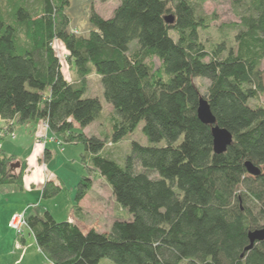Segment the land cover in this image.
<instances>
[{"label": "trees", "instance_id": "trees-1", "mask_svg": "<svg viewBox=\"0 0 264 264\" xmlns=\"http://www.w3.org/2000/svg\"><path fill=\"white\" fill-rule=\"evenodd\" d=\"M70 1L0 0V119L44 121L63 143H82L91 169L75 202L92 191L96 171L133 218L105 234L50 211L30 214L37 248L51 264H264V241L245 250L251 231L264 228V107L252 105L264 94V0H239L236 48L212 51L200 40L209 0H121L107 19L92 8L86 37L68 30ZM59 41L77 81L64 74ZM93 74L116 115L105 139L83 132L102 115V101L86 97ZM199 78L209 81L205 96ZM201 98L233 136L223 154L214 151L212 126L198 118ZM142 122L150 144L133 142L124 166L104 153ZM17 163L0 147V187L22 186ZM63 190L50 181L43 199Z\"/></svg>", "mask_w": 264, "mask_h": 264}, {"label": "rangeland", "instance_id": "rangeland-1", "mask_svg": "<svg viewBox=\"0 0 264 264\" xmlns=\"http://www.w3.org/2000/svg\"><path fill=\"white\" fill-rule=\"evenodd\" d=\"M91 1H93V6L89 7L90 12L92 8H94L95 11L102 13L103 17L106 19L113 16L115 12L114 10L118 8V5H120L121 2V0ZM238 1L239 0H209L203 5L202 15L207 18L205 21L207 27L200 31V40L203 42L208 51L216 49L221 44L226 45L227 49L236 48V35L239 32V28H237L235 25L240 23V17H238V13L243 9L242 6H237ZM73 2H71L70 6L66 8V11L70 13L69 17L72 18L73 22L75 21V23H78V18L81 19L84 17V15L77 13V6L80 1L74 0ZM87 10L88 9L85 10V17H87L89 14ZM85 30V35H89V29L86 28ZM77 32L79 33L80 29H78ZM55 46L57 47V54L63 62V69L65 73L69 78H75V68H70L69 66L68 59L65 57L66 53L64 44L59 41L57 44H55ZM149 63L155 66L156 70H159L162 66L157 58L149 60ZM262 71L264 72V63L262 66ZM195 84L200 89L201 94L205 96L210 86L209 81L199 78L195 79ZM87 90L86 97L99 98L102 101L103 109L101 117L96 122H94V124H91L89 128H87L86 133L89 136L95 135L101 139H105L107 136L111 137L112 124L116 115L112 106L107 102V100H105L101 78L96 74L89 76ZM252 105L264 107V94H262L256 101H252ZM144 126V122L140 123V125L132 134L125 136L124 139L118 143L112 144L110 141H108L107 146L104 149V153L108 156H111L113 159L115 158L121 166H124L126 157L131 153L133 142L137 141L145 146L150 144L147 136H145L144 132L142 131ZM14 139H16V137ZM162 144H165V142ZM80 146H82V144ZM63 147L67 148L68 145ZM88 172L89 171L86 170L87 175ZM92 179L93 192L88 194V197L86 196L87 199L83 209L79 208L77 211L78 224L81 225L83 230L97 228L99 229V231L97 230L98 232L109 233L113 224L115 223L114 221H128L131 220L133 216L131 215L130 211L124 210L118 204L117 200H115L113 196L110 185L105 180H101L97 176H94ZM71 192H73V197H71V199L67 197L68 195L65 193H62L59 197L54 199H49V201L44 199V202L47 201V206H51V209L54 206H58V204L59 206L62 205L61 211L65 215L63 218H61L60 214L56 213V217L59 222H61L62 219L68 218L69 213L65 207H68L70 204L72 209L75 205L73 200L76 197V192ZM62 195L65 196L60 199ZM31 197L32 196L28 197L29 200H31ZM51 200H55V202L51 203ZM45 206V204L42 205V207ZM32 210L33 209H30L29 213H31ZM10 225L11 222L9 223L8 227H10ZM10 228L12 229V233L14 232L15 234V242L9 240V242H6L5 246L0 248V264H50L42 251L37 248L35 239L29 234L28 228H23L20 233L17 229H14L13 227ZM101 264L114 263L110 259H107L102 261Z\"/></svg>", "mask_w": 264, "mask_h": 264}, {"label": "crops", "instance_id": "crops-1", "mask_svg": "<svg viewBox=\"0 0 264 264\" xmlns=\"http://www.w3.org/2000/svg\"><path fill=\"white\" fill-rule=\"evenodd\" d=\"M73 1L74 0H71V2ZM78 1L80 2L77 6V13L84 15V17L81 19L78 18V23H75V21L73 22L72 18H70V26L68 30L69 32L73 33L75 29H80V32H77L78 34H75L86 37L88 35H85V29L87 28L89 29V31H91L93 28L92 24L90 23L91 12L89 10V7L93 6V1ZM86 9H88L87 12L89 13L87 17H85ZM66 13L70 15V13H68L67 11ZM100 14L102 15V13ZM64 74L67 79H71L67 76L65 71ZM71 80L77 81V75ZM44 124V121H34L18 124L17 120H12L10 122L3 120L2 118L0 119V135L7 128L13 129L16 133V139L12 140L10 138H6L1 145V148L6 149L8 153L12 155H16L19 163H22L24 165V175L22 178L23 184L20 188L16 184L4 185L0 187V248L5 246L6 242H9V240L15 242V234L14 232L12 233V229L8 227L9 223L14 214H16L17 212L25 211L31 204L37 205L38 208L32 210L31 213H29V211L28 215L38 212L41 213L44 211H50V213L54 215L57 221L58 219L56 217V213L60 214V217L63 218L65 214H63V212L61 211L62 205L59 206L58 204V206H54L51 209V206H47L46 203L49 200L44 202L42 192L44 187L48 184V182L53 181L55 184L61 185L64 189L62 193L67 194V197L71 199V197H73V192L71 191H74L77 194L76 190L82 180L81 178L87 176L86 170L88 171V168L91 169L89 165L87 168L84 164L83 155L85 154V146H83L82 143L65 144L62 142V144H59L58 141L62 140L58 136H54L50 129ZM75 127L77 130L81 128L80 125L76 123ZM87 128L83 130L86 135H88L86 133ZM46 136L49 139L47 140L46 145H43L40 143V140ZM81 144L82 146H80ZM65 145H68V147H63ZM47 152L50 153V157L48 160L45 159ZM17 173H20V171ZM93 174L95 177L97 176L101 180H105V178H102L98 172L94 171ZM92 192L93 190L90 193ZM29 196H32L31 200H29ZM64 196L65 195H62L60 199H62ZM88 196L89 195H87V197ZM87 197H85L80 204H77L74 198V207L71 209L70 204L68 207H65L67 208V212L69 214L68 218L62 219V221L66 220L71 223L77 224L83 232H88L90 230L99 231V229L97 228L83 230L81 225L78 224L76 207L78 205L83 209ZM50 202L53 203L55 202V200H51ZM43 204H45L46 206L42 207ZM28 231L31 237H33L29 229Z\"/></svg>", "mask_w": 264, "mask_h": 264}, {"label": "water", "instance_id": "water-1", "mask_svg": "<svg viewBox=\"0 0 264 264\" xmlns=\"http://www.w3.org/2000/svg\"><path fill=\"white\" fill-rule=\"evenodd\" d=\"M166 20L170 24H173L175 21L173 16H167ZM198 108V118L205 124L212 126L214 151L218 154L225 153L227 148L234 142L232 134L227 129H222L218 125H216V118L213 115L211 107L205 98L200 99ZM19 166L20 163H17V167ZM246 166L249 172L255 175H259V169L251 162H248ZM248 239H250V245L245 250L251 251L255 243L264 241V228H262V230L251 231Z\"/></svg>", "mask_w": 264, "mask_h": 264}, {"label": "built area", "instance_id": "built-area-1", "mask_svg": "<svg viewBox=\"0 0 264 264\" xmlns=\"http://www.w3.org/2000/svg\"><path fill=\"white\" fill-rule=\"evenodd\" d=\"M74 33H77V31L75 30ZM45 126H47L49 128V125H47V123L44 124ZM7 128V132H5L6 138H10V139H14L16 137V133L10 132ZM49 138L46 136L44 138H42L40 140V143L43 145H46V142ZM59 144H62V141H58ZM1 141H0V147H1ZM38 206L37 205H30L27 207V209L23 212H17L16 214L13 215L12 219H11V225L10 227H13L14 229H17L20 233V231H22L23 228H27V219H28V212L30 211V209H37Z\"/></svg>", "mask_w": 264, "mask_h": 264}]
</instances>
